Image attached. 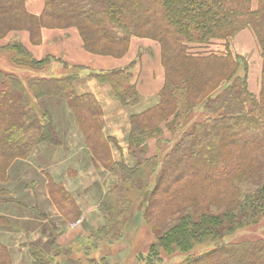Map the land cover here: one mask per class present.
<instances>
[{"label":"trees","instance_id":"trees-1","mask_svg":"<svg viewBox=\"0 0 264 264\" xmlns=\"http://www.w3.org/2000/svg\"><path fill=\"white\" fill-rule=\"evenodd\" d=\"M258 5L253 9L250 0H45L42 15L36 17L28 13L26 0H0V39L28 31L32 42L39 44L44 27L77 28L89 53L123 57L133 37H147L160 43L166 75L159 103L130 117V165L114 157V149H122L104 131V110L97 98L76 90L86 67L63 62L60 77L31 76L26 81L0 70V182L7 183L15 162L29 160L38 146L63 145L51 111L57 114L65 103L92 160L115 179L98 206L105 225L90 232L92 238L141 203L147 218L162 225L150 247L155 259L161 258V251L189 253L213 243V250L188 256L183 264H264V238H233L264 218V0ZM246 28L254 32L262 51L259 96L249 89V62L230 47L234 36ZM0 50L30 71L43 72L61 62L53 56L35 59L19 41ZM135 63L91 72L90 78L108 85L121 106L134 107L140 102L133 79ZM198 106H203L206 118L195 121L163 162L159 155H149V141L161 140L166 126L183 125ZM47 177L48 193L62 219L67 225L80 222L83 210L75 195ZM36 182L24 192L32 195ZM12 193L9 187L1 188L0 203L28 208L54 232L46 246L27 242L20 247L28 250L33 264H60L58 236L64 227L40 210L38 202L28 204ZM6 220L0 216V224ZM119 228L113 227L117 233ZM71 255L72 251L66 254V264H83ZM12 260L8 246L0 242V264Z\"/></svg>","mask_w":264,"mask_h":264},{"label":"rangeland","instance_id":"rangeland-1","mask_svg":"<svg viewBox=\"0 0 264 264\" xmlns=\"http://www.w3.org/2000/svg\"><path fill=\"white\" fill-rule=\"evenodd\" d=\"M250 1L251 4L254 3L255 6L254 8L252 5V8L257 9L259 6L258 0ZM44 28L47 29V27ZM138 38L145 39V37ZM250 46L252 48V52L241 55L236 44L234 43L233 49L237 51L238 54L234 53L232 49L231 51L234 55L242 56L249 62V86H251L252 91H255V88H257V96H259L261 91V74L263 65V59H261L262 56H260L262 55V51L259 41L258 46L260 53L258 46L256 47L257 52H253L255 50L253 44ZM13 61L14 60L9 53L5 52L4 50H0V70L19 75L25 81L31 76L60 77V74L65 72V70L59 71L51 69L44 70L43 72L30 71L27 68H22L16 65ZM132 71L135 82L137 81L136 77L138 72L136 70ZM142 109H139L136 112L140 113ZM69 111V106H67L65 103L63 106L59 107L57 114L51 111L55 114L53 117L55 131L63 145L59 147H55L50 144L38 146L34 150L29 160H18L15 162L14 167L9 170L10 178L7 183L0 182V189L9 187V189H11L13 192L12 194H14L18 199L33 205H35L37 202L42 206H48L52 204V200L48 193L49 177L47 176L52 177L57 183H63L66 189L75 195L83 210V216L80 222H72L68 223L67 225L62 219L58 209H55V214L58 216V218H56L58 219L57 222L60 223V225L65 229L64 233L61 236H58V246H60L62 249L59 250L58 255L60 258H56L57 262L60 264H63L64 262V264H66V254H69L72 251L71 257L73 256L76 259H81L83 264H93L94 262L95 264H183L188 256L206 254L215 248V244L213 243L207 245H198L189 253L176 252L169 255L164 251H161L160 259L153 258L150 254V247L156 242L158 235H160V232L163 229L162 225L159 223L156 224L155 222H152L150 218H147L145 206H143L141 203L135 205L133 212L132 206H130L128 209L129 212L123 215L120 220L117 219L111 223H108L104 228L106 229L107 227L108 230H102L100 234H97L98 241L97 239L92 238L89 233L95 230L98 231V229L100 230V228H103L105 225L104 218L102 217L98 206L115 179L110 173L102 168V166L95 164L94 160L91 158V154V156L87 159L86 151L89 152V150L85 145L84 137L77 125L73 113H70ZM205 118L206 112H204L203 106H198L193 113V117L191 116L189 119L185 120L183 125H179L177 127H164V136L162 135L163 137L161 140L158 141L157 139H151L149 141V155H159V162L162 163L164 157L173 150L174 146L180 141L183 134L186 133L187 130L191 129L195 121H203ZM128 135L129 131L127 129L126 132H123V139L120 140V142H125L123 146L124 149L122 148L123 152L114 149V157L118 160H127V163L132 165L133 162L129 157L128 145L126 144V140L128 141ZM150 142L152 145H150ZM70 171H75L76 173L70 174ZM18 179H21V181L17 184L16 181ZM35 181H37V184L31 186L33 189V194L28 195L29 193H25L23 189L30 182L35 184ZM152 181L153 185H155L154 182L156 181V176ZM29 189L30 188H28V191ZM200 190H202V186H200ZM37 195H39V199L35 201L34 197ZM18 207L20 209H25V212L29 211L28 208H21L19 205ZM39 209L43 210L41 206H39ZM30 212L32 211L30 210ZM3 225L4 224L2 223L0 224V242L8 246L11 256L14 258V262L11 264H33L32 257L29 256L31 259H28V257H24L23 255L17 253V256H13L12 253V249L16 252L17 247L19 248L20 244L27 243L24 242L23 238H21L18 243V235L23 233V230H21L22 227L16 226L15 230L12 228L8 230L5 227H2ZM117 225L120 227L118 233L117 230L115 231L113 229V227ZM68 226L69 229L67 228ZM156 227L159 228V230ZM66 229L68 230L66 231ZM72 231L77 233V236L75 235L72 238L67 236L60 244L59 239ZM53 233L54 232L52 230V234ZM116 234H120V236L115 238ZM111 236L112 238L109 239ZM245 237L264 238V218L253 228L238 231L233 238L237 240L240 238L243 239ZM51 247L52 245L48 246L47 248L51 249ZM25 250L27 249L25 248Z\"/></svg>","mask_w":264,"mask_h":264},{"label":"crops","instance_id":"crops-1","mask_svg":"<svg viewBox=\"0 0 264 264\" xmlns=\"http://www.w3.org/2000/svg\"><path fill=\"white\" fill-rule=\"evenodd\" d=\"M252 5L255 8L254 3H252ZM26 8L29 14L39 17L44 11L45 0H26ZM14 41H20L35 59L41 60L48 56H53L61 60V62L55 63L50 68L51 70H64L63 62L71 66L78 65L86 67V70H84L82 74V78L76 83V90L79 94L90 93L97 98L104 110V116L102 118L104 131L106 135L117 138L121 149L125 144V142H120V140L123 139V132H126L127 129L130 132V117L135 114H140L159 103V94L164 87L166 75L162 63L161 45L155 40L134 37L130 43L128 53L123 57L96 56L89 53L84 47L82 37L77 28H44L42 30V39L39 44L32 42L31 35L28 31L12 32L5 38L0 39V47H4ZM234 43L241 55L252 52L251 44H253L255 49L253 52H257L256 47L258 46V41L250 29L238 33L232 40L231 49L234 53L238 54V52L233 49ZM134 61L138 62L134 64L133 70L138 72L136 83L140 102L134 107H123L111 97V88L108 85L100 84L94 78H90V73L126 68ZM63 74L64 72L60 75ZM249 88L251 90V86H249ZM255 89V91H251L257 95L258 90L257 88ZM139 109H142V111L137 113L136 111ZM126 144L128 145L127 140ZM150 145H152L151 142ZM86 152L88 159L91 155L88 151ZM37 198L39 199V195H37ZM40 206L43 211L46 210L45 212L49 213L52 217L55 219L58 218L55 214L56 208L54 205ZM0 216L6 217L7 219L2 227L8 230H10V228L15 230L16 226L22 227L21 230H23V233L18 235V243L21 238H23L24 242H39L41 245L46 246L54 237V233L52 234V229L46 220L39 219L34 213L30 212V210L25 212V209H20L15 203H0ZM67 228L69 229V226ZM68 229H66V231ZM76 234L77 233L74 231L65 234L59 239V243L61 244L65 237L68 236L72 238ZM12 253L13 256H17V253L31 259L28 250H25V248L17 247V251L15 252V250L12 249Z\"/></svg>","mask_w":264,"mask_h":264}]
</instances>
